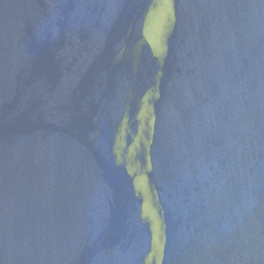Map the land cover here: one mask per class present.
Returning <instances> with one entry per match:
<instances>
[{
  "label": "water",
  "instance_id": "1",
  "mask_svg": "<svg viewBox=\"0 0 264 264\" xmlns=\"http://www.w3.org/2000/svg\"><path fill=\"white\" fill-rule=\"evenodd\" d=\"M0 264H264V0H0Z\"/></svg>",
  "mask_w": 264,
  "mask_h": 264
}]
</instances>
